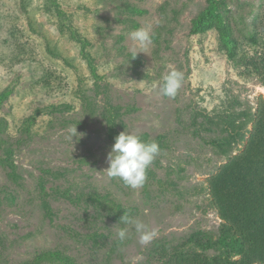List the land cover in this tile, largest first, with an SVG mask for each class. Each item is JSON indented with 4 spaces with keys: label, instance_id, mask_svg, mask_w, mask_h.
Wrapping results in <instances>:
<instances>
[{
    "label": "rangeland",
    "instance_id": "obj_1",
    "mask_svg": "<svg viewBox=\"0 0 264 264\" xmlns=\"http://www.w3.org/2000/svg\"><path fill=\"white\" fill-rule=\"evenodd\" d=\"M46 2L0 0V93L12 91L0 119L7 122L5 137L22 177L15 182L0 165V263L29 264L44 256L42 264H61L43 255L52 251L74 264H149L156 243L178 244L196 230L217 232L221 219L208 180L245 143L220 154L209 140L222 126L205 114L215 117L234 98L255 111L264 85L239 74L219 50L215 31L190 33L207 0H58L65 24L46 12ZM127 2L144 12L129 13ZM227 5L239 29L264 40V0ZM128 17L138 26L125 22ZM141 27L151 29L152 42L134 47L129 34ZM72 29L86 41L94 66ZM256 50L261 55V47ZM130 54L139 55V64ZM172 69L183 72L184 82L175 98H167L158 94L159 84ZM111 105L121 107L122 132L166 137L167 148L148 168L154 176L138 189L105 171L114 144L105 122ZM75 127L80 136L72 141ZM46 169L56 172L46 176L52 217L38 185ZM66 190L83 201L73 203ZM93 192L119 202L122 212L158 236L142 245L130 229L119 241L123 215L87 202Z\"/></svg>",
    "mask_w": 264,
    "mask_h": 264
},
{
    "label": "trees",
    "instance_id": "obj_2",
    "mask_svg": "<svg viewBox=\"0 0 264 264\" xmlns=\"http://www.w3.org/2000/svg\"><path fill=\"white\" fill-rule=\"evenodd\" d=\"M227 1L207 0L205 8L193 18L190 33L201 35L215 31L219 50L226 55L239 74L247 79L257 77L264 85V40L257 32L248 36L243 28H238L239 21L228 9ZM125 6L131 14L144 12L128 2ZM45 10L60 17L65 24V14L58 0H47ZM125 22L138 26L132 17H128ZM60 29L63 31L64 27ZM71 34L74 40L82 44L83 56L94 66L93 58L86 51V41L77 30L72 29ZM247 45L253 46L256 52L252 54ZM256 46L261 47V55H258ZM135 55L130 54L128 58L139 64V55ZM11 93L8 88L0 93V109ZM230 102L231 104L215 117L209 112L205 114L209 122L222 126L221 133L209 140L220 154L229 155L236 145L245 143L244 149L232 156L208 180L210 198L221 219L218 231L196 230L178 244L156 243L149 255V264H256L257 261L264 264V99L258 101L255 111L251 108H240L242 103L238 98ZM54 110H57L56 107ZM120 118L121 107L111 105L105 122L107 136L112 143L122 132L120 128L123 122H119ZM30 121L26 127L28 132L31 131L35 117ZM6 129L7 122L0 119V165L9 168V177L18 182L22 177L15 164V150L5 137ZM139 136L145 141H157L161 150L167 148L164 135L151 138L149 133H143ZM48 174L56 175V172L51 169L44 170L38 185L43 196L45 212L52 217L53 208L47 200L50 196L46 188ZM146 176L149 181L154 176V171L147 169ZM65 196L76 204L83 201L81 195L75 198L69 190L65 191ZM89 199L99 205L105 204L107 210L112 209L116 214L124 215L121 204L107 195L93 192L88 196L87 202ZM43 255L49 260L51 258L63 264H74L71 258L61 256L63 254L58 252L50 251ZM43 261L44 256H39L29 264H42Z\"/></svg>",
    "mask_w": 264,
    "mask_h": 264
},
{
    "label": "clouds",
    "instance_id": "obj_3",
    "mask_svg": "<svg viewBox=\"0 0 264 264\" xmlns=\"http://www.w3.org/2000/svg\"><path fill=\"white\" fill-rule=\"evenodd\" d=\"M129 36L134 47H147L152 42V32L148 27L133 30ZM183 82V72L172 69L162 76L158 94L167 98H175ZM74 136H80L76 131V127L71 130L69 138L73 141ZM160 151V145L157 141H145L139 135L123 131L115 137V142L107 156L109 167L105 171L108 176L122 181L126 187L138 189L146 182L147 169L155 161ZM121 221L126 225L117 233L121 242L128 238L130 229H134L135 233L139 234V242L142 245L149 244L158 236L157 229H150L143 221L128 214L124 213ZM256 264H260V262L257 261Z\"/></svg>",
    "mask_w": 264,
    "mask_h": 264
}]
</instances>
